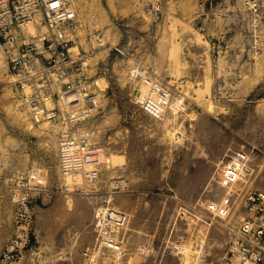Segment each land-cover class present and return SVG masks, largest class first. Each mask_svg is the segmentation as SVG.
Listing matches in <instances>:
<instances>
[{
    "label": "rangeland",
    "instance_id": "374dc122",
    "mask_svg": "<svg viewBox=\"0 0 264 264\" xmlns=\"http://www.w3.org/2000/svg\"><path fill=\"white\" fill-rule=\"evenodd\" d=\"M247 1H256L257 13L251 12ZM76 3L77 29H69L64 38L77 35L71 54L94 56L86 85L90 92L103 91L97 112H92L94 124L84 121L70 127L44 121L49 123L50 136L41 134L43 122L32 127L21 121L14 107L19 85L7 83L10 73L8 68L4 72L5 48L0 44V252L14 232L19 192L15 185L20 179L27 183L33 213L32 247L20 264H178L176 245L181 234L176 225L179 218L196 213L186 202L198 206L200 200L212 201L205 195L209 187L203 184L192 203L187 201L183 181L208 158L220 176L227 156L247 149L249 171L233 182L244 185L234 206L239 217L224 229L226 240L215 263L222 264L233 231L251 214L245 204L247 192L264 185V0ZM24 39L18 35L19 42L40 40ZM137 64L170 85L158 118L133 99L137 84L130 76ZM93 125L105 133L126 132L125 144L122 140L115 145L120 156L116 160L123 159L116 161L113 176L126 185L111 192L109 199L125 218L137 217L115 232L116 248L100 247L90 258L97 229L84 216L77 197L95 198L93 206L98 205L108 184L85 190L64 185L57 170L56 144L63 130L94 129ZM132 147L136 148L133 159ZM126 168L134 171L124 176ZM214 194L219 195L216 203L226 197L222 186ZM86 226L92 227L90 235L84 233Z\"/></svg>",
    "mask_w": 264,
    "mask_h": 264
},
{
    "label": "built area",
    "instance_id": "2783aa9c",
    "mask_svg": "<svg viewBox=\"0 0 264 264\" xmlns=\"http://www.w3.org/2000/svg\"><path fill=\"white\" fill-rule=\"evenodd\" d=\"M70 4V0H0V44L5 48L9 73L19 87L27 88L21 98L32 125L57 119L74 125L87 118L91 105H95V92H90L86 85L91 69L87 53L70 56L68 47L72 41L65 40L61 33L64 27L75 29L78 26ZM37 9L42 12L43 22L51 34L44 36L41 44L19 42L21 25L29 21ZM131 74L146 85L144 93L136 89L138 106L152 116L161 115L171 90L168 82L139 64ZM93 82L95 84L94 79ZM94 137L92 128L79 127L58 137L57 158L63 172H79L86 180L99 177L104 150ZM248 159L247 149L227 156L222 170L225 185H231L249 171ZM26 185L23 181L17 183L14 232L0 252V264H20L25 251L32 245L33 213ZM125 185L124 181L113 180L109 189L117 192ZM228 203L225 197L219 207L223 213ZM245 204L251 214L233 231L222 264H264V192L249 190ZM95 220L99 241L106 246L113 245L114 234L124 221L122 213L105 203Z\"/></svg>",
    "mask_w": 264,
    "mask_h": 264
},
{
    "label": "bare ground",
    "instance_id": "6f19581e",
    "mask_svg": "<svg viewBox=\"0 0 264 264\" xmlns=\"http://www.w3.org/2000/svg\"><path fill=\"white\" fill-rule=\"evenodd\" d=\"M247 2H248L249 8H251V12L257 13L256 4H255L256 1H254V2L247 1ZM70 3H71L70 4L71 8L74 9L76 16L78 18V15L76 12V8H77L76 7V5H77L76 0H70ZM85 9L86 8L83 7V9H82L83 12H85ZM76 29L77 28H75V30ZM68 30L69 29L67 27H64L62 29L61 33H62L63 38H64V35L67 36V34H65V32H67ZM20 31H21L20 32V38L23 41H26L24 39L25 36H28V37L30 36L33 38H39L40 39L39 36L43 35L42 38L38 41L27 40L28 42H36L37 44H41L44 36L51 34V32L46 28V26L43 22L42 12L39 9L34 11L32 18L29 21H27L26 23L21 25ZM64 39L65 40H71L74 43H77V41H78L77 35L74 33L70 35V39H66V38H64ZM99 41H102V39L100 38ZM71 45H72V43H71ZM70 46L68 47V52H69ZM71 48H75V44H74V46H71ZM85 53H87V52H85ZM69 55L74 56L75 54H71L69 52ZM90 57H94V56H90L89 53H87L86 60L91 66L93 64H91ZM38 64L39 65L41 64L40 60H38ZM3 68H4V72H6V69H7L6 63H4ZM134 69H135V67L131 69V72H133ZM129 75H130V73H129ZM8 76L10 78L7 80V83L13 84V82H15V78H13V76L11 74H9ZM130 78L136 82L137 89H139L140 91H142L144 93V91L146 90V85L144 86L143 84H141L138 79H136L132 76V74H131ZM100 79H102V78H100ZM97 82L98 81H95V83H97ZM14 87H15V85H14ZM11 88H13V87H11ZM15 90H16L15 91V94H16L15 95V103H14L15 104V106H14L15 107V113L21 121L25 122L26 124L27 123L32 124L28 118L26 106H24L25 104H24V102H22L23 101L22 98L19 99V97H18V96L21 97L22 94H24V90H25V92H27V88L26 87H22V88L18 87V89L15 88ZM101 91H102V89H101ZM101 91L100 90L95 91V93H94L95 94L94 95L95 105H94V107H92V109L89 110L90 113H89L88 117L85 118L83 121H81L82 123L84 121L85 122H92L90 120H96V119H94V118H96V116L92 117V115H93L92 112L96 111L94 109H96L97 106H100V104L103 100L102 99L103 97L101 96L102 95ZM133 99L137 103L138 102L137 100L139 98H136L134 95ZM160 116L161 115L157 116V118ZM52 121H54V120H52ZM56 121H59V123L61 122L60 125L63 124V125H69L70 127L72 126L71 123H68V122L61 120V119H57ZM56 121H54V122H56ZM45 122H47V121H45ZM45 122H43L44 125L42 124L43 127L39 128V129L43 130L41 132V134L46 133V134L50 135L51 134L50 128H48V127L46 128L47 125L49 126V123H47V125H45ZM78 123H74V125H76ZM99 124H101V123H99ZM51 125H53V124H51ZM102 125H104V123ZM31 126L33 127L35 125H31ZM31 126H30V128L33 129ZM56 126H59V124H57ZM56 126H54V127H56ZM93 126H95V128L93 129L95 131L94 141L96 143H98L102 147V149L104 150V162H103V165L99 171V177L96 180H86L82 176V174L79 172H63L59 166V162H58V158H57V144H56V162H57V170L60 174L61 181L63 182L64 185H69L70 187H73V189L81 188L82 190H85V188H88V187L99 189L103 182H104V184L105 183L108 184L107 185V188H108L107 191L104 193V195L102 194L103 200L101 201V203H98V205L96 204L95 206H93L95 203V198L90 199V198L77 197L78 200L82 201V204H83L82 209H83L84 216H86L90 222L94 221L95 226H96L97 222L95 219H96V215H97L99 208H101L105 203L109 206L116 207L114 204H112L111 199H109L111 197V191L109 189V186H110L111 181L120 179V178H116V179L113 178V176L116 174L114 172V170L118 169V168H116L115 164L120 159L121 160L123 159V156H121L122 158H120L119 160H116L120 156L116 154L118 149H116L115 145L122 142V140H123L122 136H124L126 134V132L115 131L114 133L113 132L105 133V130H103V128H101L100 126H96V125H93ZM34 130H35V128H34ZM108 130H110V129H108ZM67 131L68 130L66 129V130H63V132H61V133L63 134ZM56 132H57V130H56ZM48 140L49 139H47V141ZM123 143L125 144V140H123ZM133 152L136 153L135 147L131 148V152H130L131 159L134 158ZM212 162H213L212 159L208 158V160L204 164H201V166L197 165L196 169H194L193 172L189 175V178L188 179L186 178L185 181H183L184 182L183 194H184V197L187 201L192 203V201L194 200V197L198 193L199 186L201 187L202 184H203V186L206 185L207 188L209 187V189L205 195L208 199H209V197L212 198V201L210 199H209L210 201L209 200L207 201V199H203L201 202V200H200L196 203V205H198V206H193V205H190L189 203L186 202V204L189 205V208L196 211V213H193L194 215H188L187 218L186 217L181 218V219L179 218V222L176 225L177 233L181 234V236H180L181 239H179L177 241V245H176L177 246L176 254L178 257L177 258L178 264H215L221 256L223 245H224V242L226 240V233H225L224 229L225 228L228 229L229 225H231L233 222H235V220H237L239 217L237 215V213L239 211L236 207L234 208V206L240 200V198L242 196L244 185L243 184L241 185L240 182L234 183V184L232 183L231 185H225V183L222 180V172L221 173L219 172L220 176H218L219 168H217L215 166V164H212ZM223 165L224 164L222 163V166ZM123 170L124 171L122 172V174H124V176L130 175L134 171L133 168H126ZM256 175H259V174L257 173ZM255 179H253V180H255ZM119 181H121V180H119ZM21 182L22 181L19 179V182H16V183L20 184ZM238 185H239V187H237ZM15 186L17 187V184ZM221 186H222V193L226 194V197H228V199H229V203L225 207L224 213L219 209V207L221 206V201L218 203L215 202V201H217V199H219V195L214 194L216 191H218L221 188ZM258 187L261 189L260 191L264 192V185H258ZM226 188H227V190L224 191ZM86 194L87 193H85V195ZM99 194L100 193H98V195ZM81 195L83 196V194H81ZM126 200L127 199H122V201H126ZM199 203H200V205H199ZM227 211H228V213H227ZM122 215L124 216L123 213H122ZM236 215H237V217H236ZM128 217L129 218H125V216H124V221L120 225H123L128 219L136 218L137 216L135 217L134 215H131ZM96 229H97L96 241L94 242L93 246L91 247L90 258L92 256L91 255L92 252H93V254H95L94 251L98 252L97 251L98 248H100V247L102 248L103 246H106V245H103L101 243V241H99V231H98V228H96ZM117 229H115L114 231H116ZM91 230H92V227L86 226V232L84 231V233H86V235H90ZM231 230H233V229H231ZM111 247L116 248L115 244L111 245ZM117 252L120 253L119 249L117 250ZM23 257H24V255H23ZM22 260H23V258H22ZM22 260H21V262H22Z\"/></svg>",
    "mask_w": 264,
    "mask_h": 264
}]
</instances>
